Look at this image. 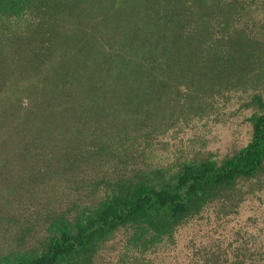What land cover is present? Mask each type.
Wrapping results in <instances>:
<instances>
[{"label": "trees", "instance_id": "trees-1", "mask_svg": "<svg viewBox=\"0 0 264 264\" xmlns=\"http://www.w3.org/2000/svg\"><path fill=\"white\" fill-rule=\"evenodd\" d=\"M232 117L223 154L160 140ZM255 202L264 0H0V264H264Z\"/></svg>", "mask_w": 264, "mask_h": 264}, {"label": "rangeland", "instance_id": "rangeland-1", "mask_svg": "<svg viewBox=\"0 0 264 264\" xmlns=\"http://www.w3.org/2000/svg\"><path fill=\"white\" fill-rule=\"evenodd\" d=\"M240 120L241 119L232 117V119L228 121L225 119L221 122L193 121L189 125L184 126L181 130L177 129L169 133L167 137L160 138V140L166 143L167 154L172 158L180 156L181 153L186 155L188 152L194 150L223 154L227 150L238 149L246 143L247 129L241 125H237ZM44 193L50 196L53 194L54 198H52L50 202L55 203L59 201L55 199V197H57V195L61 196L62 190L52 188L49 191L46 189ZM48 200L45 201L47 202ZM248 216L255 217L259 223L264 225V204H260L259 202H255L253 205L247 204L244 207L241 219L245 220ZM40 229L41 228H39V230ZM194 234L192 229H187L180 237L179 249L183 248L182 246H184Z\"/></svg>", "mask_w": 264, "mask_h": 264}]
</instances>
